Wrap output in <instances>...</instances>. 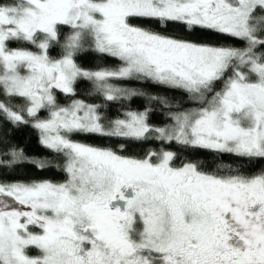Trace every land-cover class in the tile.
Listing matches in <instances>:
<instances>
[{
    "label": "snow or ice",
    "instance_id": "obj_1",
    "mask_svg": "<svg viewBox=\"0 0 264 264\" xmlns=\"http://www.w3.org/2000/svg\"><path fill=\"white\" fill-rule=\"evenodd\" d=\"M259 162L264 0H0V264H264Z\"/></svg>",
    "mask_w": 264,
    "mask_h": 264
},
{
    "label": "trees",
    "instance_id": "obj_2",
    "mask_svg": "<svg viewBox=\"0 0 264 264\" xmlns=\"http://www.w3.org/2000/svg\"><path fill=\"white\" fill-rule=\"evenodd\" d=\"M130 86L133 87H142L141 85L133 82ZM83 87V86H82ZM148 91H159V89H156L155 87L147 89ZM171 95V93H169ZM179 98V97H178ZM146 104V100L144 99H136L133 102V107H143ZM157 109V115L154 117L155 122L159 123L163 117L159 115V109L160 106L156 105L154 106ZM81 139H84L81 137ZM85 142L87 143H101L99 139L96 138H87L85 139ZM15 143H17L21 148H23L28 155H33V156H45L48 154L47 150L44 149L40 144L38 140V134L36 131L32 128L29 127H22L15 133ZM264 166V162H259L256 165L255 169L252 170H258L259 167ZM43 175H46L47 178L51 179H62V177L56 173H45Z\"/></svg>",
    "mask_w": 264,
    "mask_h": 264
}]
</instances>
